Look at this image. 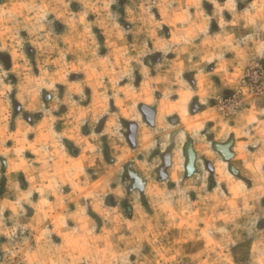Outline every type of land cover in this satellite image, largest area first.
Returning <instances> with one entry per match:
<instances>
[{
    "label": "rangeland",
    "instance_id": "374dc122",
    "mask_svg": "<svg viewBox=\"0 0 264 264\" xmlns=\"http://www.w3.org/2000/svg\"><path fill=\"white\" fill-rule=\"evenodd\" d=\"M0 264H264V0H0Z\"/></svg>",
    "mask_w": 264,
    "mask_h": 264
},
{
    "label": "water",
    "instance_id": "95a60500",
    "mask_svg": "<svg viewBox=\"0 0 264 264\" xmlns=\"http://www.w3.org/2000/svg\"><path fill=\"white\" fill-rule=\"evenodd\" d=\"M146 109H148V107L146 105H141L140 106V110L145 114H146ZM146 120L149 124H153L154 123V117L152 116L151 118L146 116ZM129 142L134 146L135 144V132L133 131L129 136H128ZM234 144V140L231 139L229 140L227 143H214L213 148L220 153V155L222 156V158L224 159V161H230V159L234 156V153L231 151V148ZM171 151L172 148H170L167 153H165L163 155V167L160 170V172H163L164 169L168 168L171 165ZM185 156H186V163H185V169H186V175L190 176L192 175L195 171H196V160H197V155L194 151L193 148V143L191 141H189L186 145L185 148ZM210 165V164H209ZM132 165H128L127 166V170H128V174L130 176V178L133 180V187L134 189H141L143 190L146 183L145 181H143V179L139 176V174L131 169ZM230 170L235 173L238 174L237 169H235V167H230Z\"/></svg>",
    "mask_w": 264,
    "mask_h": 264
},
{
    "label": "crops",
    "instance_id": "0c3cea01",
    "mask_svg": "<svg viewBox=\"0 0 264 264\" xmlns=\"http://www.w3.org/2000/svg\"><path fill=\"white\" fill-rule=\"evenodd\" d=\"M147 107H148V109H146V114L147 115H145L142 111H141V113H142V121H144L145 123H147L148 124V126H150V128H152V129H157L158 128V122H159V120H162V114L164 113V112H161V109L160 108H158V105L157 106H155V105H146ZM203 111H205L204 109H199L198 108V110H195V112H193V115H196V114H198V113H200V112H203ZM146 116H148V117H154V123L151 125V124H149L148 122H147V120H146ZM172 120V119H171ZM173 121V123H175L176 125H178L179 123H181V120L178 118V117H174V119L172 120ZM130 126H132V127H135V129H134V132H135V144H134V146L132 145V147H134L135 149H137L138 147H139V145H140V143L139 142H142V147L143 146H147V143H148V140L147 141H144V139H143V137H144V133H141V130H142V127H141V124L139 123V122H136V121H128V123H127V127H128V129H130L131 130V128H130ZM130 133H128L127 134V139H128V135H129ZM180 133L179 132H177V133H175V134H173V136H172V142H174V139L176 138V136H178ZM128 141H129V139H128ZM192 143H193V148H194V151H195V153L196 152H198V150H197V148H196V145H195V143H194V141H192V140H190ZM130 143V142H129ZM188 143V142H187ZM187 143H186V145H187ZM186 145H185V148H186ZM171 148V147H170ZM173 151H174V146L172 147V151H171V164H172V161H173V164H174V158L172 157L173 156ZM184 152H185V149H184ZM165 153H167V152H165ZM164 153V151H162L160 154H158V153H156V156H161V158H162V161H163V155L165 154ZM196 155H197V153H196ZM173 158V159H172ZM197 158H198V156H197ZM196 162H197V160H196ZM163 164H164V162H163ZM132 166H133V164H131ZM196 165V164H195ZM138 173V172H137ZM140 176V175H139ZM141 177V176H140ZM142 178V177H141ZM144 181V180H143Z\"/></svg>",
    "mask_w": 264,
    "mask_h": 264
},
{
    "label": "bare ground",
    "instance_id": "6f19581e",
    "mask_svg": "<svg viewBox=\"0 0 264 264\" xmlns=\"http://www.w3.org/2000/svg\"><path fill=\"white\" fill-rule=\"evenodd\" d=\"M187 96V95H186ZM185 96V97H186ZM184 96H183V99H187V98H185ZM162 104H164V103H162ZM189 122V121H188ZM188 127L190 126V124L188 123V125H187ZM180 164V157H179V155H176V157H175V169L177 170V168H178V165Z\"/></svg>",
    "mask_w": 264,
    "mask_h": 264
},
{
    "label": "flooded vegetation",
    "instance_id": "af4514ba",
    "mask_svg": "<svg viewBox=\"0 0 264 264\" xmlns=\"http://www.w3.org/2000/svg\"><path fill=\"white\" fill-rule=\"evenodd\" d=\"M193 107H194V106H193ZM196 107H198V106L196 105ZM130 128H131V130L129 129V133L131 134V133L134 131L135 127L130 126ZM130 134H129V135H130ZM129 135H128V136H129ZM163 162H164V161H163Z\"/></svg>",
    "mask_w": 264,
    "mask_h": 264
}]
</instances>
